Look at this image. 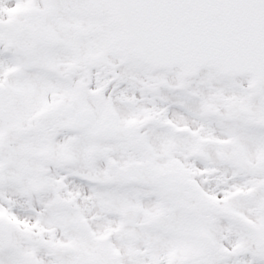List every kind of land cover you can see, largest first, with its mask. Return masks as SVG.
Instances as JSON below:
<instances>
[{"label":"snow or ice","instance_id":"obj_1","mask_svg":"<svg viewBox=\"0 0 264 264\" xmlns=\"http://www.w3.org/2000/svg\"><path fill=\"white\" fill-rule=\"evenodd\" d=\"M0 264H264V0H0Z\"/></svg>","mask_w":264,"mask_h":264}]
</instances>
